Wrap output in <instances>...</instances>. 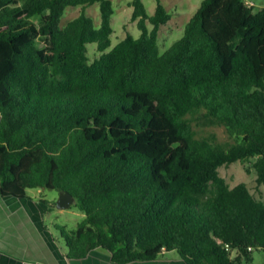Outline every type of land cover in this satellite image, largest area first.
Instances as JSON below:
<instances>
[{
	"label": "trees",
	"instance_id": "1",
	"mask_svg": "<svg viewBox=\"0 0 264 264\" xmlns=\"http://www.w3.org/2000/svg\"><path fill=\"white\" fill-rule=\"evenodd\" d=\"M128 5L140 35L110 49V0H0V193H69L84 217L53 228L70 259L249 262L264 250V8L203 0L160 53L171 14ZM67 7L81 11L61 27ZM236 164L253 190L220 175Z\"/></svg>",
	"mask_w": 264,
	"mask_h": 264
},
{
	"label": "crops",
	"instance_id": "2",
	"mask_svg": "<svg viewBox=\"0 0 264 264\" xmlns=\"http://www.w3.org/2000/svg\"><path fill=\"white\" fill-rule=\"evenodd\" d=\"M245 3L254 11L264 8V0H245ZM198 4L188 10L189 19L199 7ZM172 7V3L168 5L169 9L164 6L166 11L172 10ZM173 18L171 15L170 22L175 20ZM42 201L44 199L37 201L28 195L17 199L4 197L0 193V264H113L106 253L100 250L91 251L81 259L68 258L63 242L56 241L53 232L44 224V216L50 208ZM259 252L262 253L261 259L254 253L249 262L242 260L241 264H264V250ZM129 264L186 263L177 253L166 252L156 260Z\"/></svg>",
	"mask_w": 264,
	"mask_h": 264
},
{
	"label": "rangeland",
	"instance_id": "3",
	"mask_svg": "<svg viewBox=\"0 0 264 264\" xmlns=\"http://www.w3.org/2000/svg\"><path fill=\"white\" fill-rule=\"evenodd\" d=\"M113 7V15L111 19V27L113 30L110 36L111 46L114 47L119 41L124 39L127 33L132 37L138 38L140 31L137 29L135 23L130 22L132 8L128 5L131 0H110ZM148 15H153L156 6V0H141ZM161 5L168 8L170 3L173 4L172 10H167L169 14L174 17L167 26H163L159 30L158 34V48L160 53L167 49L174 41L179 39L183 34V28L189 20L190 8L195 7L202 0H158ZM199 5V4H198ZM163 6V7H164ZM169 9V8H168ZM166 10V9H165ZM81 9L79 7H67L61 18V27H64L67 22L77 17ZM85 15L92 19L95 28L100 25V10L99 4L95 3L85 9ZM38 22V20H35ZM88 55L90 59L94 58L96 55V48L94 44L87 45ZM216 132L219 138H223L221 130L211 129ZM220 175L224 177L230 185H235L239 182H245L251 190L254 189V177L247 174L244 168L240 164H236L230 167L221 168ZM28 196L40 200L44 199L46 202L52 204L49 212L44 216V224L53 232V235H57L53 225L64 226L67 230H73L77 223L81 221L84 215L75 207V202L65 210H58L55 207V202L58 199V193L52 190H42V189H31L29 190ZM54 205V206H53ZM46 206V205H45ZM60 240V239H59ZM62 242V240H60ZM255 256H260L262 253L253 252ZM175 254L176 252H171Z\"/></svg>",
	"mask_w": 264,
	"mask_h": 264
},
{
	"label": "water",
	"instance_id": "4",
	"mask_svg": "<svg viewBox=\"0 0 264 264\" xmlns=\"http://www.w3.org/2000/svg\"><path fill=\"white\" fill-rule=\"evenodd\" d=\"M74 200L75 199L69 193L59 192L55 207L58 210L68 209L73 204Z\"/></svg>",
	"mask_w": 264,
	"mask_h": 264
},
{
	"label": "built area",
	"instance_id": "5",
	"mask_svg": "<svg viewBox=\"0 0 264 264\" xmlns=\"http://www.w3.org/2000/svg\"><path fill=\"white\" fill-rule=\"evenodd\" d=\"M248 6H250V5H248Z\"/></svg>",
	"mask_w": 264,
	"mask_h": 264
}]
</instances>
